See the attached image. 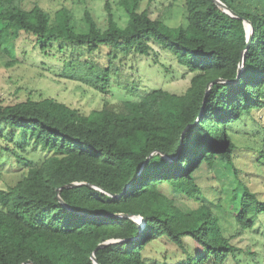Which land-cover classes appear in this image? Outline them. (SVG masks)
<instances>
[{
	"label": "trees",
	"instance_id": "1",
	"mask_svg": "<svg viewBox=\"0 0 264 264\" xmlns=\"http://www.w3.org/2000/svg\"><path fill=\"white\" fill-rule=\"evenodd\" d=\"M29 1L0 0L6 64L23 32L46 55L69 50L63 74L104 94L111 59L149 55L152 42L192 77L182 94L152 89L87 114L52 97L0 100V151L26 168L0 187V264H257L232 243L264 213L236 162L232 127L264 107V0H172L183 17L173 27L151 16L153 0H117L122 27L106 0L103 28L86 8L78 27L68 7L51 16ZM102 47L107 65L85 57ZM17 138L33 148H17ZM155 240L174 245L173 263L145 255Z\"/></svg>",
	"mask_w": 264,
	"mask_h": 264
},
{
	"label": "rangeland",
	"instance_id": "2",
	"mask_svg": "<svg viewBox=\"0 0 264 264\" xmlns=\"http://www.w3.org/2000/svg\"><path fill=\"white\" fill-rule=\"evenodd\" d=\"M108 1L115 20L123 27L126 24L127 14L119 7L117 0ZM141 1L142 6L147 4V0ZM105 2L106 0H31L26 6L30 7L33 3H37L51 16H54L59 7L66 6L72 11L78 27L84 25L82 17L86 8L103 28ZM149 8L153 18H160L172 27L183 19L180 2L153 0ZM35 42L32 35L20 32L13 42L15 55L13 62L6 64L0 61V100L4 104L24 100L27 97L32 99L52 97L78 109L80 113L87 114L92 110L100 109L103 105L119 109L124 100L134 99L138 93L152 89L162 88L170 93L182 94L188 88L192 77V73L179 66L168 50L152 42L149 55H120L111 59V91L104 94L79 79L63 74L64 59L70 58L69 50L65 54L64 52L53 54L56 47H52L53 50L46 55L40 51ZM106 49L107 47H102L99 52L85 54V57L105 66L109 61ZM0 58L11 60L7 55H1ZM232 130L235 142L240 146V150H237L239 158L236 162L244 171L251 189L264 198V158L260 162L257 161L259 157L257 151L264 149V107L259 111H253L251 115L243 116ZM2 132L5 133V130ZM16 141L20 145L17 148L24 147L22 151L33 148L31 142L25 143L22 138H17ZM1 144L6 143L1 140ZM43 154L44 152L37 150L33 155L37 158ZM17 164H19L17 159L11 153L4 149L0 151V187L5 188L13 184L19 175L26 171L25 167L21 168ZM200 173L204 175L206 171L202 169L198 171V174ZM177 204L180 205V202L177 201ZM232 243L240 259L244 260L247 253H253L250 257H257L259 258L257 264H264V213L256 217L252 229L235 235ZM174 250L175 247L170 242L155 240L149 244L145 255L151 260L173 263L176 260L172 253ZM228 264H235V259L230 257Z\"/></svg>",
	"mask_w": 264,
	"mask_h": 264
},
{
	"label": "water",
	"instance_id": "3",
	"mask_svg": "<svg viewBox=\"0 0 264 264\" xmlns=\"http://www.w3.org/2000/svg\"><path fill=\"white\" fill-rule=\"evenodd\" d=\"M222 5V4H221ZM223 6V5H222ZM224 7V6H223ZM228 12H230V13H232V14H235L234 12H232L230 9H228V8H226V7H224ZM251 35H252V32H250V33H248L247 34V44H248V42L250 41V38H251ZM74 185H76V184H68L67 186H74ZM101 246H104V244H100L99 245V247H101ZM92 259H93V263L94 264H98L97 263V261L95 260V258L92 256Z\"/></svg>",
	"mask_w": 264,
	"mask_h": 264
}]
</instances>
